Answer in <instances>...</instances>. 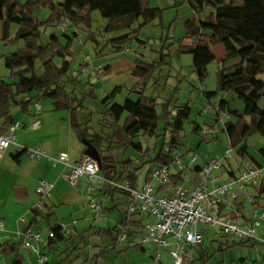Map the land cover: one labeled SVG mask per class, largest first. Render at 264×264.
Returning <instances> with one entry per match:
<instances>
[{
    "label": "trees",
    "instance_id": "1",
    "mask_svg": "<svg viewBox=\"0 0 264 264\" xmlns=\"http://www.w3.org/2000/svg\"><path fill=\"white\" fill-rule=\"evenodd\" d=\"M124 2L125 0H0L3 40L8 44L25 43L24 48L4 56L5 67L10 71V76H0V135L5 134L15 123L14 109L30 114L36 101L49 99L53 102L55 111L70 112V124L78 139L90 142L100 153L101 174L114 182H129L135 188L138 173L146 164H150L151 171L153 165L166 164L172 153L180 151L182 134L189 121L191 108L187 103L179 104V101L172 106L170 102L163 104L156 98L146 97L144 91L159 74V64L138 60L131 72L141 80L135 86L140 90L138 99L133 100L129 94L123 104L117 103V96L124 86H116L101 102L104 108L101 125L104 132H109L97 133L80 121L81 115L89 110L85 106L87 100H99L95 90L97 85H93L88 93H83V87H87L89 83L83 84L78 77L70 76L77 55L74 50L75 42L80 41L82 32L86 35V41L93 42L96 47L102 42L100 33L93 31L92 13L99 11L107 21V25L102 27L103 36L114 31L116 23L121 19L131 29L130 33L106 41L118 50L122 45L133 41L142 44L144 41L140 38L141 30L154 23L163 13L159 8L149 7L135 12ZM188 2L196 14L210 10L216 19L218 36L228 49L227 57L222 61V69L217 75L216 89L202 93L211 100L223 93L232 92L236 98L244 101L243 113L230 107L232 100L223 99L218 104L230 119L226 124V132L231 147L238 148V152L245 156L248 154V138L255 133L264 136V108L259 105L261 92L264 90V81L260 78L264 74V0ZM42 10L49 11L47 19L37 16ZM62 20L68 21L71 32L62 35L54 32L48 36L47 42H43V35L59 26ZM139 20V27L132 29ZM13 26H17L18 31L12 38ZM186 28V37L193 41V45L182 48V53L193 55L194 72L198 81L203 84L209 75L208 66L216 57L212 53L209 36L201 32L196 18L188 21ZM105 70H108V66ZM159 105H162V109L158 108ZM200 130L202 129L198 125L193 128L195 134H199ZM138 136L155 139L156 154L148 161L142 160L139 166H135V160L127 158L123 165L130 172L126 174L125 171H119V161L112 149L115 146L143 152L141 143L135 141ZM109 152L111 155H107ZM14 157L19 160L21 156ZM109 187L115 192L126 193L111 185ZM262 194L264 183L260 190V195ZM260 195L257 197L259 203L264 200ZM227 215L238 218L232 212ZM33 220L24 230L36 224V219ZM112 232L102 233L113 235ZM56 234L55 238L49 239L48 248H53L63 240L59 233ZM0 253L7 259L13 257L12 264L25 262L20 242L0 243Z\"/></svg>",
    "mask_w": 264,
    "mask_h": 264
},
{
    "label": "rangeland",
    "instance_id": "2",
    "mask_svg": "<svg viewBox=\"0 0 264 264\" xmlns=\"http://www.w3.org/2000/svg\"><path fill=\"white\" fill-rule=\"evenodd\" d=\"M26 1L27 0H24V2ZM58 1L60 0H55V2ZM149 2L151 6H157L163 13L154 23L145 26L141 30L140 38L145 39L142 44L133 41L122 45V48L118 50L113 47V45L106 43L110 38L131 32V29L126 27L123 19L116 23L114 31L106 34L105 38L107 40L102 41L97 47L91 41H86L84 32H82L81 36L82 42H75L74 50L77 52V55L70 76L74 78L75 73H77L78 77L82 76L81 78L79 77V79L83 84L89 83L87 87L82 86L83 93H88L93 85H97L98 88L95 90L99 98V100H87L85 106H87L89 110L81 115L80 121L86 123L97 133L107 134L109 131L105 130L104 132L100 121V119L103 118L104 112L101 102L116 86H124L123 91L117 96V103L123 104L129 94H131L133 100H137L140 96V90L135 86H137V83L141 82V80L139 81L138 78L131 74L134 64L138 60L157 63L159 64L157 72L159 74L152 80L150 86L145 89V96L156 98L159 103L163 104L170 102L172 106H174L176 101H179V104L187 103L191 108L189 121L185 125L182 134L183 139L180 151L190 154L197 153L201 162L209 156L215 158L220 157L230 147L229 137L225 127V125L230 122V119H227L223 112L218 113L214 108L205 111V106L214 101L208 100L202 94V91H204V88L206 92L216 89L217 75L222 69L221 60L227 56L228 49L225 46L227 49L225 52L222 44L215 46L217 58L208 66V78L201 84L192 66L193 56L191 54L182 53V48L185 47L184 40L187 39L186 23L193 20L196 16L189 2L186 0H149ZM134 11H136V9H134ZM206 13L209 15L210 11H206ZM37 16L40 19H47L49 11L42 10ZM92 18L93 31L95 32L107 25L106 19L102 17L99 11H94L92 13ZM139 25L140 22H136L132 29L138 28ZM17 28V26H13L11 31L12 38L17 33ZM54 32L62 35L64 33L69 34L71 30H63L57 26L55 29L48 30L46 34L43 35V42H47L48 36ZM208 34L213 36L214 33L210 31ZM24 46L25 43L23 42H11L8 44V42L3 40V22L0 21V76L6 78L10 76V71L5 67L4 56L15 53L19 49L24 48ZM94 46L96 47L95 49L93 48ZM126 48L129 50H126ZM97 52H100V54L103 52L104 55L99 57L96 54ZM106 66H108L107 71L105 70ZM76 68L77 71L75 72ZM223 94L225 95V93ZM230 96L233 97L234 94L231 92ZM237 100L241 101L240 99ZM37 102L42 105V112L41 115L38 116V119L42 122L43 128L38 132H33L28 130L29 125H27L23 129L18 130L17 137L19 144L27 148H36L38 145H42L46 149L45 152L52 157H55L59 150H64L70 154L71 163L75 160H79L82 157V144L77 140L71 129L70 112L67 110L51 111L53 102L49 99L36 101L35 103ZM161 106L162 105H159L158 108L162 109ZM234 107H236V104ZM32 108H34V106ZM13 112H15V109ZM217 124H219L220 128L215 127ZM195 125H198L201 129L215 127L216 134L210 136H202L200 133L195 134L193 132ZM46 136L51 137L52 141L46 143L43 139ZM135 141L141 143L143 152L133 148L125 149L113 147L112 152L115 154V157L118 155L122 160V162L117 165L119 171L123 169H125L127 173L130 171L123 165V161L127 158L135 160V166H139L142 160L148 161L151 157H155V139L138 136ZM43 144L47 145L44 146ZM247 145L251 156L264 160V158H262L264 136L258 133L251 135L247 140ZM48 147L54 149V153H49L47 150ZM14 149L15 148L12 147L8 150L7 155L1 162L2 164H0V189L6 187L9 180L19 181L20 175L25 173V179L31 178L29 182L23 183L29 188L32 194L31 199L27 202H23L21 206L16 205L17 211H15L14 216L20 219L26 213L27 207L37 205L39 199L38 195L35 196L33 193L34 186L32 182L42 178H54V181H56L57 175L63 168H52V163L50 162V164L47 162V159L39 161L36 159L29 160L26 157L20 168L15 164L9 154V152L14 151ZM125 150L127 154H125ZM248 158L250 159V157ZM242 159L241 154L238 152V148H234L230 160L234 170H237ZM149 165L150 164H146L138 173L139 186L143 183ZM90 185L91 183L87 181L86 178L81 179L76 187L72 186L67 180H62L60 188H62L64 192L67 191L66 196L69 197L67 199H71L75 204H78L79 202L85 201V194L88 193ZM92 185L96 188L99 187L98 181ZM60 188L58 185L56 194L60 191ZM8 200H10V198H8ZM87 208L88 211H90L88 206Z\"/></svg>",
    "mask_w": 264,
    "mask_h": 264
},
{
    "label": "built area",
    "instance_id": "3",
    "mask_svg": "<svg viewBox=\"0 0 264 264\" xmlns=\"http://www.w3.org/2000/svg\"><path fill=\"white\" fill-rule=\"evenodd\" d=\"M59 27L67 30L68 21L62 20ZM98 33L102 41L107 40L102 35V28ZM41 108L40 103L35 104L37 114L30 126L32 130L41 127L38 119ZM211 108L218 113L223 112L218 103L206 105L205 111ZM223 113L229 118L227 113ZM22 127L23 123L16 120L5 134L0 135V160L15 145L19 152L30 159L47 158L55 167H69L70 171L62 173V177L72 186L76 187L83 178L91 183L85 200L93 216H99L102 211V205L95 196L97 188L93 183L98 181L126 192L130 199L129 213H141L150 219L140 230L141 241L169 249L174 264H184L190 253L183 252V247L191 248L202 244L209 232L240 242L258 240V229L264 223V209L257 199L264 183V166L247 164L238 174L228 176L220 182L233 155L234 148L231 146L220 157L202 162L197 153L176 151L166 164L153 168L143 187L136 189L129 182H114L101 176L99 163L88 156L72 165L68 153L50 157L40 147L20 146L17 131ZM200 134L214 135L215 127L202 129ZM197 179L198 186L193 187L192 183ZM53 189L52 182L38 181L36 192L41 199L36 205L38 211L45 210L44 200L52 197ZM260 196L264 198V194ZM240 209L249 211L242 222L227 215L231 211L240 212ZM19 222L25 224L26 220L21 218ZM75 224L76 221L59 223L55 230L46 235L40 230L22 229L19 232L21 246L37 256V264H46L48 256L45 249L48 247V240L55 238L58 231L70 232ZM5 229V221L0 218V232ZM156 259H160L159 253Z\"/></svg>",
    "mask_w": 264,
    "mask_h": 264
},
{
    "label": "crops",
    "instance_id": "4",
    "mask_svg": "<svg viewBox=\"0 0 264 264\" xmlns=\"http://www.w3.org/2000/svg\"><path fill=\"white\" fill-rule=\"evenodd\" d=\"M231 1L242 2L244 0H231ZM124 3L128 8L136 9L135 12H139L145 7L158 8L157 6L155 7L151 6L149 0H125ZM206 11H210V10L207 9ZM206 11L202 14L195 13L196 15L195 18L197 19L200 25L201 32L209 36L212 53L217 58L215 52V46L222 44L225 52H226V48L218 36L215 16L211 15V12L208 15ZM138 22L141 21L139 20ZM12 29L13 27L11 28V31ZM210 31H213L214 33L213 36L208 34V32ZM79 42L81 43V39ZM184 43L185 46L193 45V41L189 38L185 39ZM96 54L99 57L104 55L103 52L101 54L100 52H97ZM226 57L227 56H225V58H223L221 61L226 59ZM76 71L77 68L75 69V72ZM77 77L78 75L77 73H75L74 78ZM79 77L81 78L82 76ZM260 78L264 81V74L261 75ZM230 94L231 92L229 93L227 92L225 93V95L223 94L222 96L211 99V101H214L215 103L218 102L220 103L223 99L232 100L230 107L234 110H238L239 113H243L245 110L244 101L242 99H240L241 101H238L237 99L239 98H236L235 94L233 97H231ZM233 104L234 105L236 104V107H234ZM259 105L262 108H264V90L261 92ZM32 109L33 110L31 111L30 114H24L22 111L15 109L13 115L16 120H20L23 123L22 129L27 125H29L28 130H31L33 132H38L43 128L42 122H41V127L38 130L30 129V126L37 114L35 106ZM51 111L53 112L55 111L54 105L52 106ZM41 112H42V108H41ZM41 112L39 116L41 115ZM215 127L220 128L219 124H217V126ZM75 136L77 140L80 142V144H82V149H81L82 157L79 160H75L73 163H71L72 165L77 164L78 162L82 161L85 157H87L85 155V146L83 145V142H81L78 139L76 134ZM43 139L46 141V143L52 141L51 137L49 136H46ZM18 144H19V140H18ZM19 145L22 147H26L21 144ZM43 145L46 146L47 144L46 145L43 144ZM12 147L15 149L12 152L10 151L9 154L12 157L15 164L20 168L24 163L23 160L25 157L29 160H33L28 158L22 152H19L18 147H16L15 145H12L10 148ZM38 147L46 150L42 145H38ZM8 150L5 152L3 158L0 160V164H2L1 162L4 160L5 156L7 155ZM47 150L49 151V153H54L55 151L51 147H48ZM63 152L65 151L59 150L58 154L55 157H57L60 153ZM247 152L248 154H246L245 156L241 155L243 159L239 164L237 170L233 169L230 162L228 163V165L225 168V172H223V174L221 172L222 176L220 182L225 180L228 176H231L233 174H238L247 164H251L254 166H264V160H262L261 158L257 159L256 157L251 156L249 154L248 149ZM125 154H127L126 150H125ZM14 155H19L21 157L19 160H17L15 159ZM107 155H111V152L107 153ZM248 157H250V159ZM116 158H117L116 160L119 161V163L122 162V160L119 158L118 155H116ZM211 158H215V157L209 156L208 158H205L203 161H207ZM262 158H264V150L262 152ZM46 159L47 158L36 159V160L42 161ZM47 162L50 163L49 160ZM70 162H71V157H70ZM160 165H153L152 169ZM60 167H62L63 169L57 175L56 181H54L55 180L54 178L52 179L42 178L32 182V185L34 186L33 193L35 194V196L38 195L36 192V188L39 180H47L52 182L54 184V189H53L52 197L50 199L44 200V204H45L44 211L41 212L38 211L36 209V205L27 207L26 213L24 214V216H22V218L26 220L25 224L20 223L19 221L21 218L20 219L15 218L14 213L15 211H17L16 205L21 206L23 202L29 201L32 197L29 188H27L26 184L25 185L23 184L25 182H29L31 178L25 179L24 178L26 177V173H25L23 175H20L21 177H19V181L9 180L6 187L0 189V218L4 219L5 227H6L4 231L0 232V243L20 242L19 232L25 227H27V225H29L32 221H34L33 219H36L37 222L36 224H33V226L30 229L40 230L45 235L48 234L49 231L55 229L59 223L65 222L69 224L73 221H76V224L73 226L70 232L67 233L65 231H58L59 235L63 237V240L61 242H59L53 248L47 247V249H45V252L47 253L48 256V262L46 264H174L170 256L169 249L164 247H158L154 243H143L141 241L140 230L150 219L146 215H143L141 213H137V214L129 213L130 199L128 194L115 192V190L110 189L108 184L99 183V187L95 192V196L102 205V211L99 216H93L91 214V211H88L87 208L88 205L86 203V200L79 202L78 204H75L73 200L67 199L69 198L66 196L67 191L64 192V190L60 188V185L62 180H66L65 178L62 177V173L69 172L70 170L69 167L66 166L58 165L55 167L52 165V168L55 169H59ZM122 171H125V169H123ZM151 171L148 168L144 176L143 183L140 186H139V178H138L135 187L136 189H141L143 187L147 179V176ZM101 176L103 175L101 174ZM198 181L199 180L197 179L196 182L192 183L193 187L198 186ZM58 185L60 191L56 194V191L58 190L57 189ZM112 188L116 189L115 187ZM6 197L10 198L11 201L8 200V198ZM40 200L41 199L39 197L38 202ZM260 204L261 207L264 209V200H261ZM72 206H73V211H72ZM231 212L238 217L237 220H239L240 222H242L246 218V215L249 213V211L245 209L244 210L240 209V212L237 211H231ZM110 230L113 231L112 232L113 235H110L108 233L103 234L105 231H110ZM186 251L190 253V257H187L185 259L184 264H264V223L258 229V240H254L250 242H240L232 238L218 236L214 232H209L206 234L205 240L202 244L191 248L183 247V252ZM158 253L160 254L159 260L156 259ZM21 254L25 259L24 264H37V256L27 251L26 249L22 248V246H21ZM12 261H13V257L7 259L4 256H2L0 253V264H12Z\"/></svg>",
    "mask_w": 264,
    "mask_h": 264
},
{
    "label": "water",
    "instance_id": "5",
    "mask_svg": "<svg viewBox=\"0 0 264 264\" xmlns=\"http://www.w3.org/2000/svg\"><path fill=\"white\" fill-rule=\"evenodd\" d=\"M83 145L86 147L85 155L92 159H95L99 163V165H101V157L97 149L86 140L83 141Z\"/></svg>",
    "mask_w": 264,
    "mask_h": 264
}]
</instances>
